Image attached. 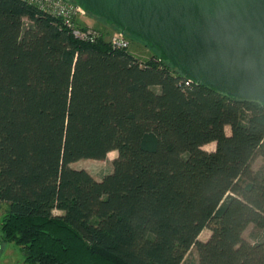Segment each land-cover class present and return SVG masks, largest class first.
Wrapping results in <instances>:
<instances>
[{
    "label": "trees",
    "instance_id": "obj_1",
    "mask_svg": "<svg viewBox=\"0 0 264 264\" xmlns=\"http://www.w3.org/2000/svg\"><path fill=\"white\" fill-rule=\"evenodd\" d=\"M113 152L100 181L72 168ZM258 155L259 102L0 0L1 242L19 246L25 264H185L193 248L189 264H264V240L243 236L264 230Z\"/></svg>",
    "mask_w": 264,
    "mask_h": 264
},
{
    "label": "water",
    "instance_id": "obj_2",
    "mask_svg": "<svg viewBox=\"0 0 264 264\" xmlns=\"http://www.w3.org/2000/svg\"><path fill=\"white\" fill-rule=\"evenodd\" d=\"M190 83L264 107V0H72Z\"/></svg>",
    "mask_w": 264,
    "mask_h": 264
},
{
    "label": "rangeland",
    "instance_id": "obj_3",
    "mask_svg": "<svg viewBox=\"0 0 264 264\" xmlns=\"http://www.w3.org/2000/svg\"><path fill=\"white\" fill-rule=\"evenodd\" d=\"M87 20L82 22V25L85 27H92L98 30L101 34L105 35V38L108 42L117 31L116 28L110 27L106 24L104 19H99L97 17L87 14ZM85 18V19H86ZM128 39L131 42L129 51L141 62H148L154 56H157V51L150 49L143 43L139 38L131 35H127ZM159 54V53H158ZM228 135L231 134V130L228 127L226 129ZM208 152H213L216 149V144L207 145L204 148ZM118 157L117 152L110 153L104 160H91L83 159L72 164V168L76 170H85L90 175H92L97 181L102 180L106 175H109L113 170V161ZM252 170L255 173H262L264 171V158L260 155L255 157L252 162ZM8 210V205L0 203V246H2V259H5L10 262V264H25L24 256L22 254L21 248L15 244H3L1 242V223ZM55 214L60 215V212H55ZM211 236L209 230L203 231L200 235L199 240L207 241ZM244 239L250 243H256L260 240H264V230L257 228L253 224L250 225L243 234ZM198 254L195 248H193L186 256L185 264H189L197 261Z\"/></svg>",
    "mask_w": 264,
    "mask_h": 264
},
{
    "label": "built area",
    "instance_id": "obj_4",
    "mask_svg": "<svg viewBox=\"0 0 264 264\" xmlns=\"http://www.w3.org/2000/svg\"><path fill=\"white\" fill-rule=\"evenodd\" d=\"M28 4L37 7L40 11L61 21L62 25L78 40L82 42L95 43L101 33L92 28L85 27L82 22L85 20L87 13L84 12L72 0H23ZM28 24V20H26ZM110 44L116 50H129L131 42L127 34L117 30ZM189 82V81H188ZM190 83V82H189Z\"/></svg>",
    "mask_w": 264,
    "mask_h": 264
},
{
    "label": "flooded vegetation",
    "instance_id": "obj_5",
    "mask_svg": "<svg viewBox=\"0 0 264 264\" xmlns=\"http://www.w3.org/2000/svg\"><path fill=\"white\" fill-rule=\"evenodd\" d=\"M0 252H2V246H0ZM2 255L0 254V264H10L9 261L2 259Z\"/></svg>",
    "mask_w": 264,
    "mask_h": 264
},
{
    "label": "crops",
    "instance_id": "obj_6",
    "mask_svg": "<svg viewBox=\"0 0 264 264\" xmlns=\"http://www.w3.org/2000/svg\"><path fill=\"white\" fill-rule=\"evenodd\" d=\"M85 20H87V18Z\"/></svg>",
    "mask_w": 264,
    "mask_h": 264
}]
</instances>
